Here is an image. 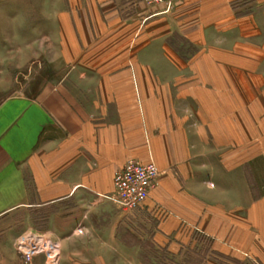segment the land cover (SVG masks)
<instances>
[{
    "label": "crops",
    "instance_id": "obj_1",
    "mask_svg": "<svg viewBox=\"0 0 264 264\" xmlns=\"http://www.w3.org/2000/svg\"><path fill=\"white\" fill-rule=\"evenodd\" d=\"M33 59L24 75L51 79L0 84L17 93L0 101V264H18L12 238L27 212L50 224L70 203L78 228L99 206L107 222L104 197L132 160L160 172L132 214L152 224L156 248L182 257L198 229L215 240L206 264H233V250H259L264 264V193L251 184L264 189V90L235 63L264 62V0H178L170 12L142 0H0V77Z\"/></svg>",
    "mask_w": 264,
    "mask_h": 264
},
{
    "label": "rangeland",
    "instance_id": "obj_2",
    "mask_svg": "<svg viewBox=\"0 0 264 264\" xmlns=\"http://www.w3.org/2000/svg\"><path fill=\"white\" fill-rule=\"evenodd\" d=\"M177 2L178 0L174 3V7ZM171 45L174 49H180V54L187 59L193 58L195 49L184 41L176 37L171 40ZM224 49H226V46ZM27 63L28 65L30 63L29 67L19 69L17 66L22 63L19 61H11L12 73L10 76L0 77V84L10 83L14 85L17 83L24 85L29 82H41V79H51L34 77L35 75L33 74L31 76L24 75L25 72L29 74L31 67L34 73L36 70L35 66H38L40 62L37 63V61L33 59V61H27ZM235 63L237 70L241 71L242 69L248 68L251 72H254L252 74L253 76L248 78L251 80V88L255 91L262 88L263 92L264 76L262 77V69L264 70V62H262V66L254 62L253 65L251 64L249 67L244 66L245 64L241 61H236ZM53 64L55 67V62H53ZM128 64H130V62ZM57 65L63 68L64 62H57ZM129 67L132 68L131 64ZM240 79L246 81L247 78L244 77ZM52 80L54 81L55 77H52ZM245 84L246 85L242 84L240 86H245L244 88H246V86L249 85V83L246 82ZM15 94L17 93L2 91L0 92V101ZM187 116L190 120L191 118L193 120L196 116V112L192 109L188 110ZM262 116L263 122V111ZM195 125L197 127V124L193 123L194 127ZM253 128L254 126L251 127V131ZM262 133H264L263 125ZM213 147L216 148L215 145ZM218 147L220 148V146ZM262 181H264V176ZM251 184L256 194L260 192L264 193V189H258L257 186L259 183L256 179L254 180V178H251ZM210 185L212 186V184ZM114 195L115 188L111 196L104 197V199L108 200L110 203L106 202L102 206L106 208L110 219L107 222L100 221L98 217L102 215L103 211H101L102 208L98 206V209L93 211L96 213L92 215L94 216V218H92L94 220H91L90 227L82 226L76 228L78 225L77 220L74 221L76 225L73 227V222L68 219L76 213L77 206L70 203H63L53 207V216L57 215L59 218L51 221L50 224V213L42 212L36 215L35 212H27L26 226H24V223H21L20 226L22 231L17 237L12 238V246L16 250L18 264H206L207 261L214 259L215 254L212 249L215 246V240L206 236V234L198 229L194 231L192 237L193 241L196 242L195 248L186 252L184 256L176 258L172 254L162 252L160 249L156 248L152 242V224L145 223L143 226L139 223L138 225L134 220L132 214L140 208L134 211L121 208L112 200ZM92 208H95V206L91 207V209ZM111 225L112 227L116 225V229L112 230ZM137 227H139V231L136 230ZM25 244H29L30 246H47L48 248L42 253L29 254V256L28 253L20 249ZM56 245L57 255L51 252V248ZM133 251L134 253H132ZM232 252L234 255H230L226 260H234V262L231 261L233 264H262V252H259V250L256 252L233 250Z\"/></svg>",
    "mask_w": 264,
    "mask_h": 264
},
{
    "label": "built area",
    "instance_id": "obj_3",
    "mask_svg": "<svg viewBox=\"0 0 264 264\" xmlns=\"http://www.w3.org/2000/svg\"><path fill=\"white\" fill-rule=\"evenodd\" d=\"M142 1L149 7L165 5L167 12L173 9L176 2V0ZM159 177L160 172L154 163L142 165L137 161H129L115 176V195L112 200L121 208L130 211L139 209L150 198Z\"/></svg>",
    "mask_w": 264,
    "mask_h": 264
},
{
    "label": "bare ground",
    "instance_id": "obj_4",
    "mask_svg": "<svg viewBox=\"0 0 264 264\" xmlns=\"http://www.w3.org/2000/svg\"><path fill=\"white\" fill-rule=\"evenodd\" d=\"M22 250L25 252V253H28V254H39V253H42L44 252L45 250H47V246H30L29 244L28 245H24L23 247H21ZM21 250V251H22ZM51 252L52 254H56L57 255V245L56 246H53V248H51Z\"/></svg>",
    "mask_w": 264,
    "mask_h": 264
}]
</instances>
